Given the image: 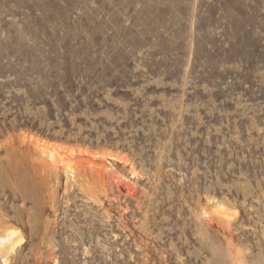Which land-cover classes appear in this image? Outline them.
<instances>
[{"label":"rangeland","instance_id":"obj_1","mask_svg":"<svg viewBox=\"0 0 264 264\" xmlns=\"http://www.w3.org/2000/svg\"><path fill=\"white\" fill-rule=\"evenodd\" d=\"M10 229L0 264H264V0H0Z\"/></svg>","mask_w":264,"mask_h":264},{"label":"bare ground","instance_id":"obj_2","mask_svg":"<svg viewBox=\"0 0 264 264\" xmlns=\"http://www.w3.org/2000/svg\"><path fill=\"white\" fill-rule=\"evenodd\" d=\"M30 140L33 141L32 143L36 147V153L39 154L41 160L50 162L55 168L62 166L68 173L74 171V167H76V170L80 167L79 163L81 160L77 156L87 155L92 161H99L97 164L90 162V165H93L101 171L109 169L107 165H104V161L106 160L125 163L122 157L114 154L94 155L81 150L76 151L72 147L48 142L32 136ZM19 243H21V240L18 239V232L16 230L10 229L0 232V256L2 258L6 257V255L13 251L14 244L18 245ZM4 262H6V259H4Z\"/></svg>","mask_w":264,"mask_h":264}]
</instances>
